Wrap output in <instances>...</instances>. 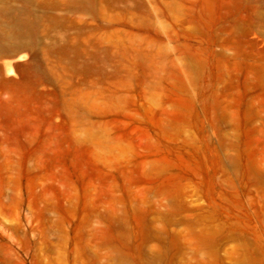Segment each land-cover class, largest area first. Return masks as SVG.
<instances>
[{"label":"rangeland","instance_id":"rangeland-1","mask_svg":"<svg viewBox=\"0 0 264 264\" xmlns=\"http://www.w3.org/2000/svg\"><path fill=\"white\" fill-rule=\"evenodd\" d=\"M0 264H264V0H0Z\"/></svg>","mask_w":264,"mask_h":264}]
</instances>
